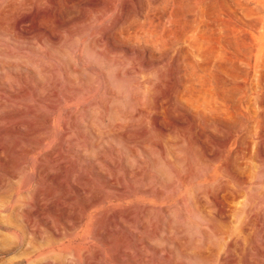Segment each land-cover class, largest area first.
<instances>
[{
	"label": "rangeland",
	"instance_id": "rangeland-1",
	"mask_svg": "<svg viewBox=\"0 0 264 264\" xmlns=\"http://www.w3.org/2000/svg\"><path fill=\"white\" fill-rule=\"evenodd\" d=\"M15 263L264 264V0H0Z\"/></svg>",
	"mask_w": 264,
	"mask_h": 264
},
{
	"label": "bare ground",
	"instance_id": "bare-ground-1",
	"mask_svg": "<svg viewBox=\"0 0 264 264\" xmlns=\"http://www.w3.org/2000/svg\"><path fill=\"white\" fill-rule=\"evenodd\" d=\"M68 8H69V7H68ZM111 8H113V7L111 6ZM106 9H107V8H106ZM111 10H112V9H111ZM74 11H75V10H74ZM172 24H173V23H172ZM173 27H174V26H173ZM173 27H172V31H173ZM124 28H125V27H124ZM169 31H170V30H169ZM167 33H169V32L167 31ZM170 33H174V32H171V31H170ZM151 34H152V33H151ZM159 36H160V35H159ZM122 37H123V36H122ZM140 38H141V37H140ZM155 38H156V36H155ZM167 38H168V37H167ZM169 38H170V36H169ZM48 39H49V38H48ZM48 39H47V40H48ZM149 39H151V38H149ZM152 39H153V38H152ZM177 39H178V38H177ZM151 41H152V40H151ZM170 41H171V39H170ZM171 43H172V42H171ZM173 44H174V43H173ZM173 44H172V45H173ZM155 45H156V44H155ZM160 45H161V44H160ZM169 45H170V44H169ZM189 45H192V44H189ZM153 46H154V44H153ZM186 47H189V46L186 45ZM191 47H192V46H191ZM169 48H170V47H169ZM157 49H158V48H157ZM155 50H156V49H155ZM195 50H196V48H195ZM157 51H158V50H157ZM199 51H200V50H199ZM196 53H197V52H196ZM196 53H195V54H196ZM197 54H198V53H197ZM197 54H196V55H197ZM200 54H201V53H200ZM39 56H40V55H39ZM21 63H22V62H21ZM23 63H24V62H23ZM185 83H186V82H185ZM144 85H145V84H144ZM197 86H198V85H197ZM200 86H201V85H200ZM202 86H203V85H202ZM205 87H206V85H205ZM191 88H192V87H191ZM200 88H201V87H200ZM200 88H199V89H200ZM189 89H190V88H189V86H188V90H189ZM205 89H206V88H205ZM194 90H195V88H194ZM200 91H201V90H200ZM198 92H199V91H198ZM204 92H205V91H204ZM140 93H141V92H140ZM194 93H195V92H194ZM199 93H200V92H199ZM143 95H145V94H143ZM175 95H176V93H175ZM175 95H174V96H175ZM186 95H187V94H186ZM190 95H191V94H190ZM190 95H189V97H190ZM197 95H198V94H197ZM202 95H203V94H202ZM192 96H193V95H192ZM182 97H183V96H182ZM177 99H178V98H177ZM182 100H183V99H182ZM191 101H192V100H191ZM211 102H212V101H211ZM180 104H181V103H180ZM203 105H205V104H203ZM192 106H194V105H192ZM205 107H206V106H205ZM190 112H191V111H190ZM203 113H204V111H203ZM200 114H201V113H200ZM45 116H46V115H45ZM207 117H208V116H207ZM147 122H148V121H147ZM49 127H50V126H49ZM121 133H122V132H121ZM35 142H36V141H35ZM23 150H24V149H23ZM26 150L28 151V149H26ZM23 153H24V152H23ZM91 154H92V153H91ZM179 154H180V153H179ZM130 157H131V156H130ZM26 160H27V159H26ZM26 164H27V163H26ZM237 165H238V164H237ZM69 169H70V168H69ZM13 179H14V178H13ZM15 180H16V179H15ZM224 195H225V194H224ZM136 209H137V208H136ZM205 210H206V209H205ZM212 213H213V212H212ZM12 214H13V213H12ZM19 217L21 218V216H19ZM246 217H247V215H246ZM246 217H245V218H246ZM250 217H251V216H250ZM15 218H16V217H15ZM245 220H246V219H245ZM15 221H16V220H15ZM15 221H14V222H15ZM23 221H24V220H23ZM255 221H256V220H255ZM15 223H16V222H15ZM143 232H144V231H143ZM30 233H31V232H30ZM98 235H99V233H98ZM54 236H55V235H54ZM85 238H86V237H85ZM228 241H229V240H228ZM14 242H17V241H14ZM236 242H237V241H236ZM17 243H18V242H17ZM17 243H16V244H17ZM258 244H259V243H258ZM14 245H15V243H14ZM142 247H143V246H142ZM11 248H12V246H11ZM19 248H20V247H19ZM208 248H210V247H208ZM4 249H5V248H4ZM12 249H13V248H12ZM9 253H10V252H9ZM7 254H8V253H7ZM8 255H9V254H8ZM22 257H23V256H22ZM22 257H21V258H22ZM12 261H13V260H12ZM12 261H11V262H12ZM16 261H17V260H16ZM22 262H23V261H22ZM121 262H122V261H121ZM16 263H17V262H16ZM16 263H15V264H16Z\"/></svg>",
	"mask_w": 264,
	"mask_h": 264
}]
</instances>
